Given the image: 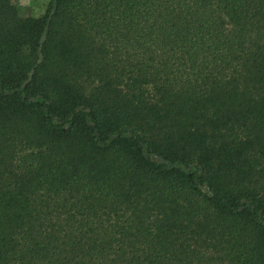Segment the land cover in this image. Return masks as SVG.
<instances>
[{"label": "trees", "instance_id": "obj_1", "mask_svg": "<svg viewBox=\"0 0 264 264\" xmlns=\"http://www.w3.org/2000/svg\"><path fill=\"white\" fill-rule=\"evenodd\" d=\"M0 264H264V0H0Z\"/></svg>", "mask_w": 264, "mask_h": 264}, {"label": "rangeland", "instance_id": "obj_2", "mask_svg": "<svg viewBox=\"0 0 264 264\" xmlns=\"http://www.w3.org/2000/svg\"><path fill=\"white\" fill-rule=\"evenodd\" d=\"M18 7L21 17H39L43 15L49 0H12Z\"/></svg>", "mask_w": 264, "mask_h": 264}]
</instances>
